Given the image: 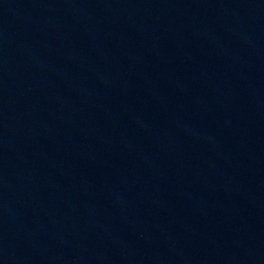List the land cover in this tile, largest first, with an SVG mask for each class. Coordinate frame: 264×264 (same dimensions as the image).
<instances>
[{"label": "water", "instance_id": "1", "mask_svg": "<svg viewBox=\"0 0 264 264\" xmlns=\"http://www.w3.org/2000/svg\"><path fill=\"white\" fill-rule=\"evenodd\" d=\"M0 264H264V0H0Z\"/></svg>", "mask_w": 264, "mask_h": 264}]
</instances>
